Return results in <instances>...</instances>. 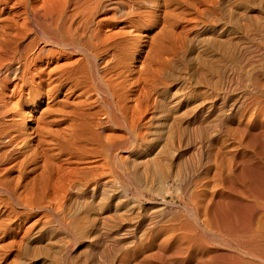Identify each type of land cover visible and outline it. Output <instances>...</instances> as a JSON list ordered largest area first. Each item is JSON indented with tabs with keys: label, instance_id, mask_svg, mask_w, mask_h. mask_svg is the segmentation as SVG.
<instances>
[{
	"label": "bare ground",
	"instance_id": "1",
	"mask_svg": "<svg viewBox=\"0 0 264 264\" xmlns=\"http://www.w3.org/2000/svg\"><path fill=\"white\" fill-rule=\"evenodd\" d=\"M0 264H264V0H0Z\"/></svg>",
	"mask_w": 264,
	"mask_h": 264
}]
</instances>
